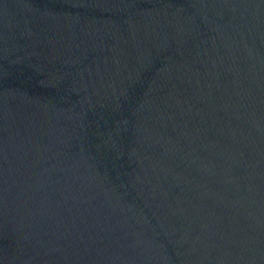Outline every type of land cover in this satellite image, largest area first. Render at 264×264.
<instances>
[{
  "label": "water",
  "instance_id": "1",
  "mask_svg": "<svg viewBox=\"0 0 264 264\" xmlns=\"http://www.w3.org/2000/svg\"><path fill=\"white\" fill-rule=\"evenodd\" d=\"M0 264H264V0H0Z\"/></svg>",
  "mask_w": 264,
  "mask_h": 264
}]
</instances>
